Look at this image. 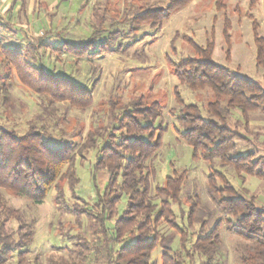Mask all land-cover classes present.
Wrapping results in <instances>:
<instances>
[{
	"label": "rangeland",
	"instance_id": "374dc122",
	"mask_svg": "<svg viewBox=\"0 0 264 264\" xmlns=\"http://www.w3.org/2000/svg\"><path fill=\"white\" fill-rule=\"evenodd\" d=\"M171 1L5 0L8 9L4 13L5 19H0L12 31L0 29L3 43L19 44L24 58L34 57L37 67L91 89L93 104L81 110L67 103H51L21 86L15 74H6L8 78H5L0 62V124L18 134L25 132L30 123L37 127L43 125L55 141H74L83 146L91 133L104 127L111 103L120 105L138 97H143L146 103L158 101L162 113L156 124H161L163 130L159 148L147 163L153 172L151 194H154L155 186L164 184L166 177L184 173L181 202L173 204L172 210L176 222L196 234L199 221L206 223L204 231H208L215 221H222L224 217L207 193V177L211 169L223 174L239 196L253 198L254 203L263 208L264 182L253 176L241 178L218 161L211 167L205 160L192 157V148L179 139L177 121L169 113L175 103L174 89L180 92L186 103L197 104L204 115L213 95L208 89L192 92L180 84L172 63L196 58L193 47L211 45L215 63L259 84L264 90V69L256 65L254 42V33L264 39V0L255 3L251 0H191L160 20L155 16V19L141 21L142 15L163 10ZM135 18L137 22L129 23ZM97 31L100 32L93 35ZM42 32H52L55 36L50 41L59 46L64 43L81 45L90 37L95 43L101 42L112 32H118L112 36L113 43L124 41L132 44L127 45L125 51L92 56L89 60H79L58 51L47 53L43 49L32 53L28 45H37L35 42ZM2 87L9 92L7 101L3 100ZM249 116L244 124L239 112L232 110L229 126L243 137L237 142L239 148L252 150L264 160V114L257 111ZM94 156L95 150L90 148L85 159L78 157L75 161L79 181L73 194L66 183H60L64 186L62 204L56 203L54 189L39 204L0 190L5 205L19 211L24 225L33 231L24 264H32L35 257L38 264L81 259L77 253L81 246H75L74 242L81 243L82 237L92 241L95 237L92 214L96 211L97 195L103 192L107 181L105 171H94ZM189 200L197 203L196 221L191 227L188 226L187 215ZM124 204L125 198L122 197L117 205L116 218L122 214ZM80 209L90 214L80 213ZM6 225L8 231L18 226L15 220H8ZM159 230L165 235L172 232L165 224H161ZM219 234L221 242L215 264H239V255L246 242L227 233L224 223ZM177 241L176 236L175 244ZM160 252L157 247L151 256L157 264L160 263ZM6 264H16L15 256Z\"/></svg>",
	"mask_w": 264,
	"mask_h": 264
},
{
	"label": "trees",
	"instance_id": "16d2710c",
	"mask_svg": "<svg viewBox=\"0 0 264 264\" xmlns=\"http://www.w3.org/2000/svg\"><path fill=\"white\" fill-rule=\"evenodd\" d=\"M190 1L172 0L165 9L142 15L141 21L155 19V16L160 20ZM256 1L251 0L252 3ZM134 22H137L136 18L129 21ZM0 27L3 31H11L1 21ZM117 33H109L105 40L97 43L90 37L81 45L64 43L59 46L50 41L55 36L52 32H42L35 42L37 45L30 43L28 46L32 53L43 49L47 53L58 51L79 60H89L92 56L125 51L127 45L132 44L113 43L112 36ZM254 42L256 65L264 69V39L254 33ZM18 45L4 44L0 38V62L5 78H8L6 74H15L21 86L51 103H67L81 110L92 106L91 89L37 67L36 59L30 56L32 62L28 57L24 58ZM192 49L196 58L172 63L174 75L192 92L210 90L213 101L207 104L204 115L197 104L186 103L180 92L174 89L175 103L169 113L177 121L179 139L192 148L194 159L201 158L211 167L218 161L241 178L253 176L264 182V160L252 150L237 146L243 137L228 123L232 110L239 112L244 124L251 113L259 111L264 114L263 88L215 63L211 45ZM2 94L3 100L7 101L9 92L6 87H2ZM161 113L162 106L158 101L146 103L143 97L120 105L111 103L107 123L100 131L91 133L83 146L74 141H55L43 125L37 127L30 123L25 132L18 134L0 124V190L39 204L54 189L56 203L62 204L64 186L60 183H66L74 193L79 181L75 161L78 157L85 159L90 148L95 150L94 171H105L106 185L97 195L96 211L92 214L95 237L92 241L82 237L81 243L74 242L75 246H81L77 252L81 257L79 261L58 264H157L151 259L157 247L161 250L159 264H215L222 223L227 233L246 242L239 255V264H264V208L254 203L253 198L239 196L220 172L210 170L206 188L212 203L224 214L223 222L215 221L208 231H204L206 223L203 221H199L196 234L176 222L172 205L181 202L184 173L166 177L164 184L155 186L154 194H151L153 172L147 163L160 145L163 129L161 124H156V119ZM122 197L125 198L124 208L116 218L117 205ZM188 209V226L191 227L196 221L195 200L188 201ZM79 211L90 214L83 209ZM8 220L17 222L15 230L8 231ZM161 224L172 232L161 233ZM176 236L177 244L174 242ZM32 239L33 231L24 225L19 211L5 205L0 192V264H6L12 256H15L16 264H24ZM32 264H38V258L35 257Z\"/></svg>",
	"mask_w": 264,
	"mask_h": 264
},
{
	"label": "crops",
	"instance_id": "0c3cea01",
	"mask_svg": "<svg viewBox=\"0 0 264 264\" xmlns=\"http://www.w3.org/2000/svg\"><path fill=\"white\" fill-rule=\"evenodd\" d=\"M4 1L5 0H0V18L1 19H5L4 13H6V11L8 9V6L6 4H4L5 3ZM1 19H0V21H1ZM1 22L4 23L3 21H1ZM0 29H2V28L0 27ZM10 29H11V27H10ZM11 31H12V29H11Z\"/></svg>",
	"mask_w": 264,
	"mask_h": 264
}]
</instances>
